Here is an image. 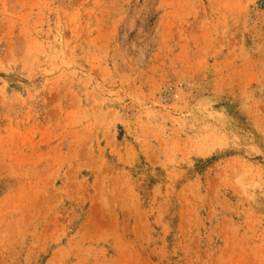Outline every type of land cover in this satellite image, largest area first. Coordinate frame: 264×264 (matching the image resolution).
Instances as JSON below:
<instances>
[{
    "label": "rangeland",
    "instance_id": "obj_1",
    "mask_svg": "<svg viewBox=\"0 0 264 264\" xmlns=\"http://www.w3.org/2000/svg\"><path fill=\"white\" fill-rule=\"evenodd\" d=\"M0 264H264V0H0Z\"/></svg>",
    "mask_w": 264,
    "mask_h": 264
}]
</instances>
